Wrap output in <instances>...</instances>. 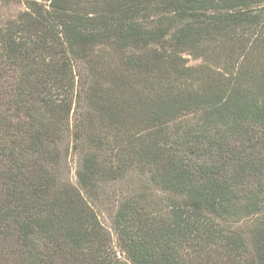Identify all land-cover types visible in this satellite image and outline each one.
I'll list each match as a JSON object with an SVG mask.
<instances>
[{"label":"trees","instance_id":"obj_1","mask_svg":"<svg viewBox=\"0 0 264 264\" xmlns=\"http://www.w3.org/2000/svg\"><path fill=\"white\" fill-rule=\"evenodd\" d=\"M0 264H264V0H0Z\"/></svg>","mask_w":264,"mask_h":264},{"label":"rangeland","instance_id":"obj_2","mask_svg":"<svg viewBox=\"0 0 264 264\" xmlns=\"http://www.w3.org/2000/svg\"><path fill=\"white\" fill-rule=\"evenodd\" d=\"M187 59H188V63L190 65H196L199 64L201 62V59H196L194 57H192L191 55H186ZM72 178L75 180V173H72ZM97 209H98V213L100 216L101 221L107 226L109 227L112 231H114L113 228V215H114V211H115V203H113V201L110 202H106L105 204H98L97 205Z\"/></svg>","mask_w":264,"mask_h":264}]
</instances>
